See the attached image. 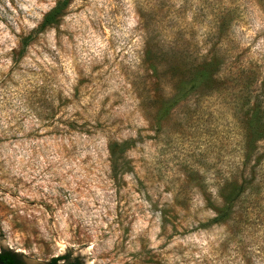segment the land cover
I'll return each instance as SVG.
<instances>
[{"label": "rangeland", "instance_id": "1", "mask_svg": "<svg viewBox=\"0 0 264 264\" xmlns=\"http://www.w3.org/2000/svg\"><path fill=\"white\" fill-rule=\"evenodd\" d=\"M55 1L0 0V252L264 264V138L245 158L244 130L264 103V0H74L14 55ZM203 61L211 80L183 94ZM128 140L113 180L107 146Z\"/></svg>", "mask_w": 264, "mask_h": 264}, {"label": "trees", "instance_id": "2", "mask_svg": "<svg viewBox=\"0 0 264 264\" xmlns=\"http://www.w3.org/2000/svg\"><path fill=\"white\" fill-rule=\"evenodd\" d=\"M72 1L74 0H56L54 5L43 14L36 27L19 38L17 48L13 51V54L17 57H22L25 49L40 34L48 28L55 26L60 21ZM211 66L212 64L210 61H203V63L199 64L194 78L188 82L183 94L192 91L201 79L206 77L211 80L213 74L211 72ZM244 124L246 144L248 146V151L245 156V158H247L248 154L251 152L249 147L252 146L253 142L264 138V103L262 101L258 100L250 107V112L247 114ZM133 145L134 141L132 140L111 142L108 144L107 152L109 157L110 173L113 180H115L122 171V166L124 165L122 163V157L124 153ZM245 184L246 182L244 180L239 183H232L228 192L221 196V205L217 207H213L212 205L210 206L211 210L214 211V216L206 223L207 225L221 224L228 219L234 203L239 199L245 190ZM0 264H18V262L16 261L13 253L0 252Z\"/></svg>", "mask_w": 264, "mask_h": 264}, {"label": "flooded vegetation", "instance_id": "3", "mask_svg": "<svg viewBox=\"0 0 264 264\" xmlns=\"http://www.w3.org/2000/svg\"><path fill=\"white\" fill-rule=\"evenodd\" d=\"M16 259V258H15ZM17 261V260H16ZM18 264H20V263H18ZM46 264H58L56 261H50V262H48V263H46Z\"/></svg>", "mask_w": 264, "mask_h": 264}]
</instances>
